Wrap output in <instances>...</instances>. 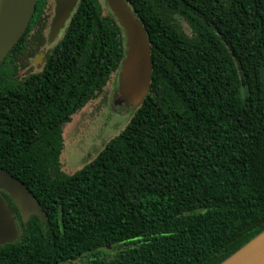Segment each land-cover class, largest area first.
Returning a JSON list of instances; mask_svg holds the SVG:
<instances>
[{
    "label": "trees",
    "instance_id": "1",
    "mask_svg": "<svg viewBox=\"0 0 264 264\" xmlns=\"http://www.w3.org/2000/svg\"><path fill=\"white\" fill-rule=\"evenodd\" d=\"M125 1L147 34L149 91L73 174L63 131L119 70L121 25L78 0L30 72L47 39L37 0L0 63V168L45 217L20 221L0 264H220L264 230V0Z\"/></svg>",
    "mask_w": 264,
    "mask_h": 264
},
{
    "label": "water",
    "instance_id": "2",
    "mask_svg": "<svg viewBox=\"0 0 264 264\" xmlns=\"http://www.w3.org/2000/svg\"><path fill=\"white\" fill-rule=\"evenodd\" d=\"M37 0H0V63L26 30ZM53 16L49 23L47 43L59 38L78 0H53ZM110 12L124 31L125 51L118 70V88L113 99L116 106L136 110L146 97L151 81V56L147 34L125 0H105ZM44 50L34 62L40 61ZM0 191L6 192L17 207L22 221L29 216L45 217L27 187L9 172L0 168ZM18 230L13 215L0 196V245L13 243ZM220 264H264V230Z\"/></svg>",
    "mask_w": 264,
    "mask_h": 264
},
{
    "label": "rangeland",
    "instance_id": "3",
    "mask_svg": "<svg viewBox=\"0 0 264 264\" xmlns=\"http://www.w3.org/2000/svg\"><path fill=\"white\" fill-rule=\"evenodd\" d=\"M103 12H110L105 0H100ZM54 2L50 0L47 11V28L44 32L47 37L49 23L53 16ZM183 29L189 33L186 23L180 20ZM57 41V40H56ZM55 41V43H56ZM55 43L48 45L47 42L39 48L38 52L31 58V71L36 72L41 67L34 66V59L42 49H50ZM43 59L37 61L42 66ZM37 65V66H38ZM22 74H27V70ZM118 88V71L111 76L103 92L94 100L87 103L69 123L63 133L64 147L60 155L62 170L66 174H73L84 164L88 163L98 154L103 146L119 134L129 122L134 109L124 105L113 104L114 96ZM122 245L107 248L105 257L112 258ZM86 260L85 256L78 258L74 263L81 264Z\"/></svg>",
    "mask_w": 264,
    "mask_h": 264
},
{
    "label": "flooded vegetation",
    "instance_id": "4",
    "mask_svg": "<svg viewBox=\"0 0 264 264\" xmlns=\"http://www.w3.org/2000/svg\"><path fill=\"white\" fill-rule=\"evenodd\" d=\"M60 37V36H59ZM59 39V38H58ZM57 39V40H58ZM56 41V40H55ZM55 41L53 42V43H55ZM46 42H47V39H46ZM52 43V44H53ZM48 44V43H47ZM48 45H51V44H48ZM44 50V54L42 55V58H41V60L43 59V57H44V55H45V53H46V49H42L41 51H43ZM41 51H39V53L41 52ZM39 53H38V55H39ZM37 55V56H38ZM37 56L35 57V61H36V58H37ZM40 60V61H41ZM34 61V62H35ZM34 66L36 67V68H39V67H41V64H40V66L38 65H35L34 64ZM72 121V120H71ZM71 123V122H70ZM66 128V127H65ZM65 128H64V130H65ZM63 133H64V131H63ZM64 140V139H63ZM31 194V193H30ZM0 196L3 198V200L5 201V204L9 207V209L11 210V212H12V215H13V219H14V222H15V224H16V227H17V230H18V236H19V234H20V229H19V223H20V221L22 222V223H24L23 221H22V218H21V216H20V213H19V211H18V209H17V207L15 206V204H14V202H13V200L9 197V195L6 193V192H1L0 191ZM9 201H11L12 203H13V205H14V207H15V209L14 208H12V207H10L9 205H8V203H9ZM32 216H29V218H28V220H27V222L29 221V219L31 218ZM26 222V223H27ZM25 224V223H24ZM80 258V257H79ZM78 259V258H77ZM76 259V260H77ZM75 260V261H76ZM75 261H73V262H69V263H67V264H75L74 262Z\"/></svg>",
    "mask_w": 264,
    "mask_h": 264
}]
</instances>
